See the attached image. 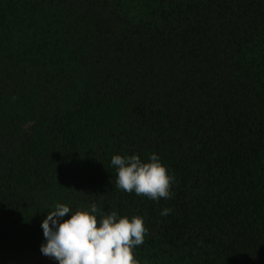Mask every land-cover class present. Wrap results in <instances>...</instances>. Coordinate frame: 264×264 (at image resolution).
I'll return each instance as SVG.
<instances>
[{"label":"trees","instance_id":"1","mask_svg":"<svg viewBox=\"0 0 264 264\" xmlns=\"http://www.w3.org/2000/svg\"><path fill=\"white\" fill-rule=\"evenodd\" d=\"M153 152L172 198L117 189ZM56 202L145 217L141 264H264V0H0V247Z\"/></svg>","mask_w":264,"mask_h":264},{"label":"clouds","instance_id":"2","mask_svg":"<svg viewBox=\"0 0 264 264\" xmlns=\"http://www.w3.org/2000/svg\"><path fill=\"white\" fill-rule=\"evenodd\" d=\"M110 165L116 170L115 186L119 190L157 202L174 194L175 177L155 152L147 160L138 154H116ZM170 212V208H162L160 215ZM41 228L45 242L40 252L58 264H141L134 249L143 244L148 233L145 217L105 212L94 202L74 211L70 205L56 202Z\"/></svg>","mask_w":264,"mask_h":264},{"label":"rangeland","instance_id":"3","mask_svg":"<svg viewBox=\"0 0 264 264\" xmlns=\"http://www.w3.org/2000/svg\"><path fill=\"white\" fill-rule=\"evenodd\" d=\"M0 264H58L43 254L25 253L17 256L5 247H0Z\"/></svg>","mask_w":264,"mask_h":264}]
</instances>
